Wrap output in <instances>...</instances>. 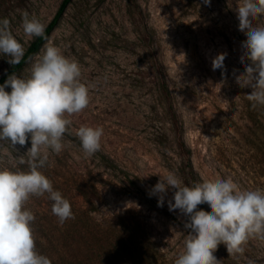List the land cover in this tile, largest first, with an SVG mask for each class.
<instances>
[{
	"label": "rangeland",
	"instance_id": "374dc122",
	"mask_svg": "<svg viewBox=\"0 0 264 264\" xmlns=\"http://www.w3.org/2000/svg\"><path fill=\"white\" fill-rule=\"evenodd\" d=\"M62 1L0 0V18L10 20L26 51L35 37L24 34L23 13L46 28ZM238 7L236 0L231 8L228 0H74L69 6L47 43L79 62L90 103L69 117L64 150L50 154L41 169L70 201L74 218L61 224L47 196L26 204L53 229L52 242L40 239L51 244L50 256L54 247L68 253L60 237L74 226L83 232L84 224L102 242L107 235L133 245L134 259L122 253L120 264H176L189 233L186 220L169 210L173 191L163 207L151 195L158 173L175 171L189 188L231 178L242 189H264V108L253 109L252 89L234 79L245 71L241 46L248 35L238 30ZM36 56L20 76L29 75ZM220 57H227L225 73L213 70ZM7 69L0 55V78ZM81 125L104 128L102 148L91 157L75 141ZM30 147V140L15 148L0 141V167L26 170L19 158ZM198 211L211 214L207 207ZM85 243L93 242L86 237ZM214 255L220 264H264V241L249 240L242 255H229L221 244Z\"/></svg>",
	"mask_w": 264,
	"mask_h": 264
},
{
	"label": "clouds",
	"instance_id": "9594fccd",
	"mask_svg": "<svg viewBox=\"0 0 264 264\" xmlns=\"http://www.w3.org/2000/svg\"><path fill=\"white\" fill-rule=\"evenodd\" d=\"M210 5L211 0H204ZM233 0H228L232 7ZM239 7L240 33H248L241 46L243 73L234 74L241 87H250L247 100L253 109L264 108V0H236ZM22 28L25 36L43 37L45 25L24 12ZM0 55L8 63L18 65L25 48L11 31L10 20L0 18ZM227 57L213 61V70L225 73ZM245 61H250L245 65ZM79 62L66 56L55 44L47 43L37 54L28 76L15 73L0 84V141L31 147L19 158L27 169L15 171L0 167V264H52L37 251L34 238V213L26 207L31 197L47 196L51 211L63 224L74 218L70 201L56 190L41 171L50 154L65 148L73 114H79L90 103L89 86L82 82ZM10 88V91L6 89ZM104 128L81 125L76 130L83 153L91 157L102 148ZM25 156L27 159H25ZM151 195H158L163 207L167 190L173 191L169 210L186 220L183 230L189 233L176 264H220L214 255L223 244L229 255H242L251 239L264 241V189H242L231 178L184 186L175 171L159 174ZM207 207L210 215L198 211Z\"/></svg>",
	"mask_w": 264,
	"mask_h": 264
},
{
	"label": "trees",
	"instance_id": "16d2710c",
	"mask_svg": "<svg viewBox=\"0 0 264 264\" xmlns=\"http://www.w3.org/2000/svg\"><path fill=\"white\" fill-rule=\"evenodd\" d=\"M74 0H63L62 4L54 16V18L51 20V22L48 24V26L45 28V35L43 37H35V39L32 41L28 49L25 51L24 58L22 59L21 63L18 65H11L8 63L9 57L4 56V60L8 63V69L6 74L0 78V84H3L5 80L8 78L9 75L15 73L17 75H20L21 72L28 66V64L34 59V57L39 54V52L42 50L44 45L48 42V40L51 38V35L56 30V28L59 26L61 20L64 17V14L66 13L67 9L71 4H73ZM77 143H80V140H75ZM28 209L31 210V208L26 205ZM205 208H202V210ZM33 212V210H31ZM36 219L33 223V230H34V238L36 242L37 251L41 254L47 255L51 261L52 264H113L111 262L112 260L116 261V264H120L118 262V257H120V254L126 253L130 254L134 250L132 247L133 245H127L125 242H119L115 239L110 240L109 237L104 236V241H100V239L97 238V233L94 232L91 227L88 225L85 226L82 224V227L84 229L83 232L78 231L80 229H71L70 231H65L64 236L60 237L59 242L62 240L63 242V249L65 248L68 253H64L63 250H59V247H54L55 253L54 255H51L48 253V250L51 251V244L50 247L45 246L41 244V238L46 239L50 242L53 241V238L51 237V234L53 232V229L51 230L48 228V225L44 222L45 218H40V216L34 214ZM76 224V223H75ZM63 231V230H62ZM83 233H86V237L90 238L93 242L91 245L88 246L85 243L86 237L83 236ZM84 241V242H83ZM77 245V248L74 249V245ZM134 259L133 253L130 255L129 260L132 261ZM122 264V263H121ZM123 264H128L123 263Z\"/></svg>",
	"mask_w": 264,
	"mask_h": 264
}]
</instances>
